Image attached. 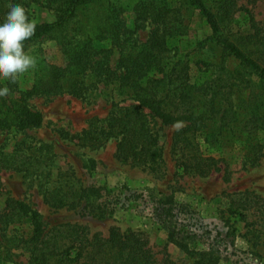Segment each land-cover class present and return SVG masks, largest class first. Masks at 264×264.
Segmentation results:
<instances>
[{
  "label": "trees",
  "instance_id": "1",
  "mask_svg": "<svg viewBox=\"0 0 264 264\" xmlns=\"http://www.w3.org/2000/svg\"><path fill=\"white\" fill-rule=\"evenodd\" d=\"M9 4L23 5L29 19L31 4L56 14L54 21L36 23L35 34L25 47L58 35L64 61L62 65L44 63L28 88H20L17 82L4 84L0 79V88L10 89L7 98H0V136L42 125V113L29 104L34 96L69 95L88 100L103 85L102 89L111 92L109 114L93 118L87 128L69 136L71 140L90 147L114 140L118 159L158 173L163 172L165 160L155 126L184 124L185 128L173 138V145L182 143L188 151L179 167L203 176L218 170L216 159L202 152L196 136L226 120L232 109L236 115L234 106L240 99L218 98L217 92L208 93L202 86L199 90L191 80L189 67L181 61L171 62L169 43L185 33L186 6L204 19L211 31L208 40L213 48L264 84V23L248 8L238 7L237 0H212L211 4L207 0H184L179 6H172L168 0H0V24ZM242 10L244 14L239 18ZM234 25L240 27L234 30ZM146 27L151 29L146 40H141L138 32ZM115 52L118 60L113 65ZM242 101L245 105L252 103L248 96H243ZM249 114L244 121L246 126L264 127V117L256 110ZM253 141L256 140L246 141L247 148L254 152L264 149V144H252ZM258 157L254 155L252 162H257ZM55 158L52 145L34 138H21L12 148L0 143V171L22 172L24 177L37 181L49 206L80 208L89 215L104 217L106 195L111 189L103 184L85 186L72 167H57ZM94 164L88 159L87 168L92 171ZM2 194L7 197L0 220L29 227L25 240L28 264H164L158 263L141 233L112 227L105 238L100 233L91 234L78 223L48 228L43 215L26 201L10 196L0 178ZM224 195L229 200L228 221H246L253 247H264V198L249 190ZM158 203L164 206L168 218L169 241L195 257L192 264L221 263L223 258L217 247L194 250L180 235L172 221L176 215L173 197L159 199ZM249 216L253 219L249 220ZM255 255L260 256L257 252ZM6 257L0 243V264Z\"/></svg>",
  "mask_w": 264,
  "mask_h": 264
},
{
  "label": "rangeland",
  "instance_id": "2",
  "mask_svg": "<svg viewBox=\"0 0 264 264\" xmlns=\"http://www.w3.org/2000/svg\"><path fill=\"white\" fill-rule=\"evenodd\" d=\"M182 1L168 0L172 6H179ZM207 1L211 4L212 0ZM237 5L248 8L257 20L264 23V0H237ZM187 7L183 8L187 24L185 33L172 38L169 43L171 62L186 64L191 80L199 90L202 86L208 93L217 92L218 98L240 99L238 106H234L236 115L232 109L226 120L213 125L207 133L196 136L202 152L216 159L218 170L203 176L179 167L181 158L188 151L182 143L173 145V138L185 128L184 124H177L178 128L177 125L155 126L164 146L165 160L163 172L158 173L118 159L114 140L93 147L71 140L69 136L87 128L93 118H104L109 114L111 92L100 85L88 100L69 95L34 96L29 104L42 113V125L23 133H5L0 136V143L12 148L21 138L28 141L34 138L52 145L57 167H72L85 186L103 184L111 189L106 195L108 205L104 217L89 215L80 208L49 206L43 200L39 183L24 177L22 172L2 170L0 178L10 196L26 201L43 215L48 228L78 223L87 227L91 234L100 233L105 238L112 227L122 232L134 231L147 238L148 247L158 263L192 264L195 257L186 255L168 239V218L164 206L158 201L171 196L175 201L176 214L173 224L186 238L190 248L201 250L214 245L223 258L220 264H264V247H253L254 239L250 233L247 234L246 221L239 218L228 221L229 200L224 195L249 190L264 198V149L254 152L246 144L247 140L251 142L253 139L256 141L252 144H264V127L244 124L251 110L264 117V84L256 75L241 71L238 62L213 48L208 40L211 31L204 19ZM29 10L36 23L55 20L56 14L52 10L37 4H31ZM243 14L244 11H240L239 18ZM238 27L240 25H234V30ZM150 29L146 27L138 32L141 40H146ZM57 37L54 34L25 47L26 51L31 49L30 54L36 58L37 64L35 69L18 77L16 82L20 88L32 85L44 63L63 64L64 56ZM117 60L115 52L111 63L114 65ZM1 81L6 84L7 80ZM243 96L250 97L252 103L245 105ZM254 155L259 157L253 163ZM88 159L96 163L92 171L87 168ZM6 197V194L0 195V216ZM248 219L253 218L249 216ZM28 232L26 224H7L0 220V243L7 256L1 264L29 263L25 241Z\"/></svg>",
  "mask_w": 264,
  "mask_h": 264
},
{
  "label": "clouds",
  "instance_id": "3",
  "mask_svg": "<svg viewBox=\"0 0 264 264\" xmlns=\"http://www.w3.org/2000/svg\"><path fill=\"white\" fill-rule=\"evenodd\" d=\"M8 8L0 24V79L15 83L19 76L36 67V58L30 54L31 49L25 50V42L34 36L37 24L29 19L23 5L9 4ZM9 92L6 86L0 88V98H7Z\"/></svg>",
  "mask_w": 264,
  "mask_h": 264
}]
</instances>
